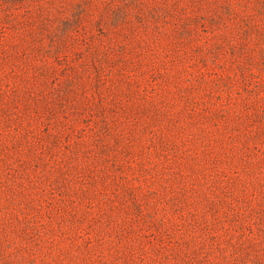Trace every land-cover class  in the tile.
Here are the masks:
<instances>
[{
  "label": "rangeland",
  "instance_id": "rangeland-1",
  "mask_svg": "<svg viewBox=\"0 0 264 264\" xmlns=\"http://www.w3.org/2000/svg\"><path fill=\"white\" fill-rule=\"evenodd\" d=\"M0 264H264V0H0Z\"/></svg>",
  "mask_w": 264,
  "mask_h": 264
}]
</instances>
